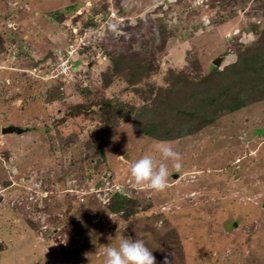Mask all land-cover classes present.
Returning <instances> with one entry per match:
<instances>
[{
	"label": "rangeland",
	"instance_id": "1",
	"mask_svg": "<svg viewBox=\"0 0 264 264\" xmlns=\"http://www.w3.org/2000/svg\"><path fill=\"white\" fill-rule=\"evenodd\" d=\"M260 3L0 0V264H104L105 248L120 238L143 240L156 264L166 256L171 264H264V101L164 141L183 167L166 162L163 192L130 175L144 155L164 162L155 148L161 141L136 132L131 117L116 125L100 110L68 115L80 102H113V113L134 104L124 81L101 86L113 50L159 64L152 78L159 86L170 70L193 78L217 67L221 86L237 88L246 66L264 58L251 30L264 23ZM91 16L95 23L83 25ZM161 26L164 44L154 46ZM84 31L93 45L82 50ZM56 49L70 51L77 68L51 80L46 68ZM10 124L25 131L3 134ZM172 127L185 129L180 120ZM117 186L138 204L128 217L105 210Z\"/></svg>",
	"mask_w": 264,
	"mask_h": 264
},
{
	"label": "trees",
	"instance_id": "2",
	"mask_svg": "<svg viewBox=\"0 0 264 264\" xmlns=\"http://www.w3.org/2000/svg\"><path fill=\"white\" fill-rule=\"evenodd\" d=\"M229 1L221 0L226 3ZM258 5L264 10L262 0ZM101 8L105 9V5L100 6ZM100 9L93 8L95 15L101 13L102 9ZM93 19L91 16L83 25L95 23ZM128 27L127 29L130 30ZM251 30L264 53V23L262 25L259 22L252 23ZM159 32L161 34L157 35ZM166 32L167 30L161 26L154 34L152 44L163 45V35ZM240 51L242 49H238L237 53ZM105 58L108 63L102 70V74L100 73L101 86L106 88L117 79L124 81L126 85L123 90L124 97L126 101H133L134 104L126 105L121 109L117 108L118 111L113 113L115 111L113 102L104 104L92 102L89 105L80 102L69 108L68 115L83 116L100 110L104 123H116V125L121 117H131L132 128L136 132L151 136L158 141H170L186 135L184 130H192V127H196L200 121H202L200 126L207 125L225 113L237 111L257 101H264V58L246 66L245 82L229 91L221 86L216 75L217 67H212L207 74L195 75L193 78H189L185 72L177 73L170 70L168 75L163 76L164 85L159 86L152 78L159 72L160 65L155 64L151 59L140 60L135 54L114 50ZM76 68L75 63L72 66L73 71ZM186 119H188L187 124ZM174 120H180L185 129L177 128L178 131L177 129L174 131L173 127L170 128ZM93 145L100 148L99 152L103 151L101 142L98 141ZM104 207L111 213L128 217L135 211L138 204L135 198L123 190H111L109 196L105 198Z\"/></svg>",
	"mask_w": 264,
	"mask_h": 264
},
{
	"label": "clouds",
	"instance_id": "3",
	"mask_svg": "<svg viewBox=\"0 0 264 264\" xmlns=\"http://www.w3.org/2000/svg\"><path fill=\"white\" fill-rule=\"evenodd\" d=\"M155 148L164 162L157 163L152 155H144L131 165L130 175L136 185L155 192H163L169 187V176L171 175L166 162H171L172 169L180 172L183 167L182 157L169 142L161 141L156 144ZM117 189L122 190V186H117ZM104 256V264H156V257L152 250L140 239L120 238L117 246L108 244ZM163 264H171L167 256Z\"/></svg>",
	"mask_w": 264,
	"mask_h": 264
},
{
	"label": "built area",
	"instance_id": "4",
	"mask_svg": "<svg viewBox=\"0 0 264 264\" xmlns=\"http://www.w3.org/2000/svg\"><path fill=\"white\" fill-rule=\"evenodd\" d=\"M108 18H114L115 13L111 12L110 14L105 15ZM86 31H84L83 36L79 37V47L83 50L85 47H89L93 45V42L91 40L85 39L86 38ZM72 48V47H71ZM70 51H60V49L55 50V59L48 64L46 68L47 76L54 80V79H59L67 74L71 73L72 71V60L70 59Z\"/></svg>",
	"mask_w": 264,
	"mask_h": 264
},
{
	"label": "water",
	"instance_id": "5",
	"mask_svg": "<svg viewBox=\"0 0 264 264\" xmlns=\"http://www.w3.org/2000/svg\"><path fill=\"white\" fill-rule=\"evenodd\" d=\"M220 60L218 59V58H216L215 60H213V63H214V65L216 66H219L218 65V62H219ZM25 131V129L24 128H21V127H19V126H17V125H13V124H10V125H7L6 127H3L2 128V130H1V132L3 133V134H5V133H7V134H11V133H16V134H21V133H23Z\"/></svg>",
	"mask_w": 264,
	"mask_h": 264
}]
</instances>
